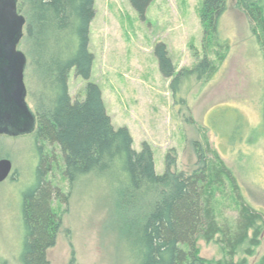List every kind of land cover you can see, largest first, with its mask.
Listing matches in <instances>:
<instances>
[{"label": "rangeland", "instance_id": "374dc122", "mask_svg": "<svg viewBox=\"0 0 264 264\" xmlns=\"http://www.w3.org/2000/svg\"><path fill=\"white\" fill-rule=\"evenodd\" d=\"M203 2L154 0L142 21L130 0H95L89 46L95 58L92 74L85 81L73 70L69 92L75 103L82 100L89 83L97 84L113 126L130 131L136 151L143 144L150 146L159 175L166 171L168 155L176 158L173 172H194L199 168L196 149L200 145L206 152L208 144L240 187V194L235 193L226 180L213 190L220 226L235 231L240 195L252 209L264 213V41L252 34L238 0H228L220 22L227 51L214 47L215 41L206 50L200 18ZM160 43L166 45L177 74L194 70L207 56L216 70L201 79L183 80L174 96L172 80L162 75L155 56ZM42 145L51 165L47 181L70 195L68 204L53 202L62 225L55 247L47 252L50 264H139L136 238L154 196L126 203L120 196L121 182L96 173L71 186L60 149ZM1 160L12 163V174L0 183V264H21L23 196L35 185L39 165L35 136L0 134ZM198 247L199 256L213 264L230 260L222 243L200 241ZM243 261H264V232L252 256L239 251L233 258L234 264Z\"/></svg>", "mask_w": 264, "mask_h": 264}, {"label": "trees", "instance_id": "16d2710c", "mask_svg": "<svg viewBox=\"0 0 264 264\" xmlns=\"http://www.w3.org/2000/svg\"><path fill=\"white\" fill-rule=\"evenodd\" d=\"M153 1L130 0V4L144 21ZM227 2H203L200 18L206 50L215 41L214 47L227 51L228 44L220 37ZM238 7L245 13L252 34L264 41V0H238ZM18 10L27 21L20 48L28 61L25 83L37 118L34 136L39 155L35 185L23 196L21 264H50L47 252L55 247L62 225L53 202L58 199L68 204L70 197L47 181L51 165L43 143L60 149L64 176L71 186L83 176L96 173L107 181H120L124 186L120 196L126 203L139 196H154L136 238L134 252L139 264H213L199 256L200 241L225 246L230 260L216 264H234L239 251L252 256L264 232V213L252 209L240 195L241 212L235 231L220 226L214 188L223 186L226 180L235 193L240 194V187L233 172L208 144L206 152L198 145L199 168L194 172H173L176 158L168 155L166 171L159 175L150 146L143 144L142 150L136 151L130 131L113 126L97 84L89 83L82 100L73 103L70 73L74 70L89 81L95 61L89 50L95 0H19ZM222 55L217 53L223 60ZM155 56L162 75L172 80L174 96L183 80L192 76L201 79L216 70L207 56L194 70L177 74L163 43L155 47Z\"/></svg>", "mask_w": 264, "mask_h": 264}, {"label": "water", "instance_id": "95a60500", "mask_svg": "<svg viewBox=\"0 0 264 264\" xmlns=\"http://www.w3.org/2000/svg\"><path fill=\"white\" fill-rule=\"evenodd\" d=\"M19 0H0V134L30 136L37 118L28 103L25 83L27 57L20 50L26 18L19 13ZM12 174V163L0 161V183Z\"/></svg>", "mask_w": 264, "mask_h": 264}, {"label": "flooded vegetation", "instance_id": "af4514ba", "mask_svg": "<svg viewBox=\"0 0 264 264\" xmlns=\"http://www.w3.org/2000/svg\"><path fill=\"white\" fill-rule=\"evenodd\" d=\"M32 135H34V133Z\"/></svg>", "mask_w": 264, "mask_h": 264}]
</instances>
